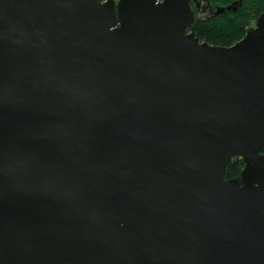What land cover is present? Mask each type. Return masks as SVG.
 Returning a JSON list of instances; mask_svg holds the SVG:
<instances>
[{
    "label": "water",
    "instance_id": "1",
    "mask_svg": "<svg viewBox=\"0 0 264 264\" xmlns=\"http://www.w3.org/2000/svg\"><path fill=\"white\" fill-rule=\"evenodd\" d=\"M192 1L0 0V264H264V11Z\"/></svg>",
    "mask_w": 264,
    "mask_h": 264
},
{
    "label": "trees",
    "instance_id": "2",
    "mask_svg": "<svg viewBox=\"0 0 264 264\" xmlns=\"http://www.w3.org/2000/svg\"><path fill=\"white\" fill-rule=\"evenodd\" d=\"M212 5L227 7L238 2L237 10L219 13L210 20L200 17L190 28L196 32L201 40L211 44L231 45L240 40L247 32V28L255 22L264 11V0H210ZM264 152V148H263ZM244 166L241 157H235L228 164L226 177L239 175Z\"/></svg>",
    "mask_w": 264,
    "mask_h": 264
},
{
    "label": "flooded vegetation",
    "instance_id": "3",
    "mask_svg": "<svg viewBox=\"0 0 264 264\" xmlns=\"http://www.w3.org/2000/svg\"><path fill=\"white\" fill-rule=\"evenodd\" d=\"M192 2L194 7L200 13V17L202 15V18L204 19H210L216 16V11L222 8V6L212 5L210 0H193ZM227 11H233V10H227Z\"/></svg>",
    "mask_w": 264,
    "mask_h": 264
},
{
    "label": "rangeland",
    "instance_id": "4",
    "mask_svg": "<svg viewBox=\"0 0 264 264\" xmlns=\"http://www.w3.org/2000/svg\"><path fill=\"white\" fill-rule=\"evenodd\" d=\"M201 17H202V15H201ZM211 19V18H210ZM210 19H208V20H210ZM254 23V22H253Z\"/></svg>",
    "mask_w": 264,
    "mask_h": 264
}]
</instances>
